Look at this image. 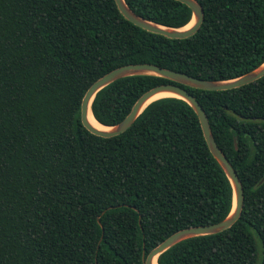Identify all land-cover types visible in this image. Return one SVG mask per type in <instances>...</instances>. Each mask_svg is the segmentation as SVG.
<instances>
[{"label": "trees", "instance_id": "obj_1", "mask_svg": "<svg viewBox=\"0 0 264 264\" xmlns=\"http://www.w3.org/2000/svg\"><path fill=\"white\" fill-rule=\"evenodd\" d=\"M197 1L199 28L169 38L126 19L114 0H0V264H143L176 230L228 215L232 185L186 101L155 99L111 137L80 119L91 83L124 64L220 80L264 62V0ZM125 2L165 26L191 19L178 0ZM170 82L119 78L96 92L91 112L112 126ZM179 85L204 109L243 202L230 227L179 241L157 264H264V75L225 90Z\"/></svg>", "mask_w": 264, "mask_h": 264}, {"label": "water", "instance_id": "obj_2", "mask_svg": "<svg viewBox=\"0 0 264 264\" xmlns=\"http://www.w3.org/2000/svg\"><path fill=\"white\" fill-rule=\"evenodd\" d=\"M114 1L119 11L126 19H128L135 25H138L146 29L147 31L159 33L169 38H186L192 35L199 28L203 20V9L197 0H178L186 4L191 10V19L193 18V23L190 25V27L186 29H182V27H178V28L169 27L150 21L136 14L133 10H131L127 5V3L125 2V0H114ZM130 75H155L169 79L173 82L158 84L143 92L136 99L128 114L121 121H119L118 123L112 126L104 125L109 127L110 129L107 130L98 129L92 126L88 121V114L89 112H91V102L96 92L100 90L102 87L106 86L107 84L119 78ZM263 75H264V62H262L259 66L255 67L254 69L245 72L239 76L229 79H220V80H210V79L194 77L181 71H176L173 69L161 67L159 65L147 63V62L128 63L118 66L106 72L98 79H96L93 83H91V85L85 91L80 105L81 123L91 133L102 137L115 136L125 131L134 122V120L141 113V111L151 101L155 100L153 99L149 101V99L159 92H168L173 94L171 95V97L181 98L182 100L186 101L193 108L199 119L204 138L206 140V143L208 145L211 154L218 161V163L226 173L232 185L233 205L230 212L225 218L214 223L188 226L176 230L168 237L163 239L159 244H157L147 253V255L143 258V264H153V261L155 259L157 261V256L160 253L167 250L172 245L178 243L181 240L194 236L217 233L230 227L238 219L242 209L243 186L236 173V170L233 168V166L228 161V159L221 151V149L217 146L204 109L197 101V99L187 89L180 86L179 84H183L188 87L206 89V90H225L250 83L262 77ZM263 179H264V175L261 180Z\"/></svg>", "mask_w": 264, "mask_h": 264}, {"label": "bare ground", "instance_id": "obj_3", "mask_svg": "<svg viewBox=\"0 0 264 264\" xmlns=\"http://www.w3.org/2000/svg\"><path fill=\"white\" fill-rule=\"evenodd\" d=\"M192 23H193V18L190 20V22H189L188 24H186L185 26H183L182 29H186V28L190 27V25H191ZM171 95H173V94L168 93V92H159V93L155 94L153 97H151V98L149 99V101H151V100H153V99H158V98H161V97H167V96L169 97V96H171ZM88 121H89V123H90L92 126H94L95 128H98V129H105V130L110 129V128L107 127V126H104V125H101L100 123H98L97 120H95V119L93 118L91 112H89V114H88ZM153 264H157L156 259L153 261Z\"/></svg>", "mask_w": 264, "mask_h": 264}]
</instances>
